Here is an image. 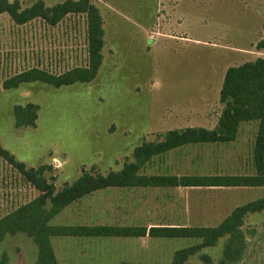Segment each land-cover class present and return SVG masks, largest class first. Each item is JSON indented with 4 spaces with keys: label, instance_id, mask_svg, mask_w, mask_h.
Segmentation results:
<instances>
[{
    "label": "rangeland",
    "instance_id": "1",
    "mask_svg": "<svg viewBox=\"0 0 264 264\" xmlns=\"http://www.w3.org/2000/svg\"><path fill=\"white\" fill-rule=\"evenodd\" d=\"M36 1L19 0L22 8ZM92 2L103 20L102 64L92 81L59 88L32 82L5 90L2 82L33 67L59 74L84 65L85 16L67 15L51 26L40 18L18 25L0 14V145L27 169L44 167L56 191L84 171L121 170L137 145L170 129H213L225 70L264 57V0ZM26 103L38 106L36 126L15 127L13 106ZM257 126L241 122L230 143L190 144L153 156L144 172L250 175ZM38 194L0 156V218ZM263 195L264 187L246 186L110 187L72 202L50 224L212 227ZM240 229L246 245L234 264H264V210L246 214ZM226 240L202 246L184 264H219ZM50 242L57 264H171L177 250L203 241L146 235ZM36 252L30 237L6 236L0 264H35Z\"/></svg>",
    "mask_w": 264,
    "mask_h": 264
},
{
    "label": "trees",
    "instance_id": "2",
    "mask_svg": "<svg viewBox=\"0 0 264 264\" xmlns=\"http://www.w3.org/2000/svg\"><path fill=\"white\" fill-rule=\"evenodd\" d=\"M7 13L18 25L40 18L54 26L67 15H84L87 37V59L81 66L54 74L40 68H29L6 78L5 90L17 88L23 83L41 82L55 88L75 83H88L98 73L102 64L104 45L103 20L99 8L92 0H64L46 6L37 0L22 8L19 0H0V14ZM221 112L213 129L186 127L170 129L159 134L157 141H143L132 153V160L123 163L121 170L107 174L84 171L72 183L55 190L43 176L44 167L27 169L0 145V156L16 168L39 194L0 218V241L6 236L24 234L36 246L35 264H57L52 237H151L197 238L200 245L177 250L171 264H184L185 260L202 246H214L227 236L223 258L219 264H234L240 259L245 247L240 227L248 213L264 210V195L244 205L235 207L218 225L212 227L192 226H110V225H53L50 221L72 202L94 192L110 187H264V57H257L239 65L229 66L224 73L219 91ZM38 106L33 103L13 106L15 127H35ZM257 121L252 150L255 173L244 176H176L142 175L141 168L153 156L164 154L180 146L196 143L230 142L236 139L239 124ZM119 264H130L121 262Z\"/></svg>",
    "mask_w": 264,
    "mask_h": 264
},
{
    "label": "crops",
    "instance_id": "3",
    "mask_svg": "<svg viewBox=\"0 0 264 264\" xmlns=\"http://www.w3.org/2000/svg\"><path fill=\"white\" fill-rule=\"evenodd\" d=\"M216 123H217V121H216ZM239 133H237V135H238ZM234 141V140H233ZM233 141H230V142H233ZM230 142H225V144L226 143H230ZM205 144V143H204ZM220 144H222V143H220ZM224 144V143H223ZM188 145H190V144H188ZM184 146H186V145H184ZM183 146V147H184ZM180 147H182V146H180ZM178 148V147H177ZM176 149V148H175ZM173 150V149H172ZM171 151V150H170ZM169 151H167V152H165V153H168ZM203 157V156H202ZM202 157H200V159H202ZM183 160V159H182ZM203 160L205 161V158L203 157ZM200 162V161H199ZM148 163L149 162H147L142 168H141V174H143V175H176V174H160V173H151V174H148V173H145L144 172V170L146 169L145 167L148 165ZM201 163H203V165L205 166L206 164H205V162H201ZM142 170H143V172H142ZM255 173V171L252 173V174H250V175H253ZM177 176V175H176ZM199 176H213V175H206V174H201V175H199Z\"/></svg>",
    "mask_w": 264,
    "mask_h": 264
}]
</instances>
